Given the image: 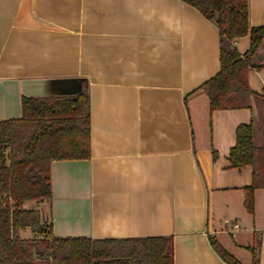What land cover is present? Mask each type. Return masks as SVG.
<instances>
[{"label": "crops", "instance_id": "1", "mask_svg": "<svg viewBox=\"0 0 264 264\" xmlns=\"http://www.w3.org/2000/svg\"><path fill=\"white\" fill-rule=\"evenodd\" d=\"M249 23L264 26V0ZM233 45L250 107L213 110L220 29L183 0H0V120L22 117L23 96L90 98L91 158L51 165L55 236H172L174 264H228L213 236L264 264V187L249 213L252 168L229 161L239 125L264 127V39L249 56L250 34Z\"/></svg>", "mask_w": 264, "mask_h": 264}, {"label": "trees", "instance_id": "2", "mask_svg": "<svg viewBox=\"0 0 264 264\" xmlns=\"http://www.w3.org/2000/svg\"><path fill=\"white\" fill-rule=\"evenodd\" d=\"M213 21L221 33V71L204 84L211 108L250 107L249 65L233 41L251 35L252 55L264 39V26L251 28L249 0H183ZM264 96V95H263ZM21 118L0 120V264H174L172 236L126 239L58 237L51 217L30 202L52 201L54 160L91 158L90 98L77 95L23 96ZM231 167L252 168L244 205L254 213L257 188L264 187V144L253 124H241L229 153ZM50 217V219H49ZM31 228L32 238L21 232ZM211 243L228 264H242L219 241ZM255 263L257 253L252 249Z\"/></svg>", "mask_w": 264, "mask_h": 264}, {"label": "rangeland", "instance_id": "3", "mask_svg": "<svg viewBox=\"0 0 264 264\" xmlns=\"http://www.w3.org/2000/svg\"><path fill=\"white\" fill-rule=\"evenodd\" d=\"M204 93H205V92H204ZM205 94H206V93H205ZM205 97H206L207 100L209 99V97H208L207 94L205 95ZM263 129H264V127H263V128L261 127V129L256 133V137H257V139H259V141H260L261 143L264 144V133L262 132ZM25 207H27V208H32V209H33V208H38V209H40V210L42 211V214L44 213L45 215H48V203H46L45 205H44V203H43V204H42V203H41V204H37L36 201H35V202L27 203V204L25 205ZM24 237H26V238H32V237H34V233H33V231L31 230V228H30V229L24 234ZM33 264H50V263L38 259V260H35V261L33 262Z\"/></svg>", "mask_w": 264, "mask_h": 264}, {"label": "built area", "instance_id": "4", "mask_svg": "<svg viewBox=\"0 0 264 264\" xmlns=\"http://www.w3.org/2000/svg\"><path fill=\"white\" fill-rule=\"evenodd\" d=\"M232 226H233V227H237V226H238V224H232Z\"/></svg>", "mask_w": 264, "mask_h": 264}]
</instances>
